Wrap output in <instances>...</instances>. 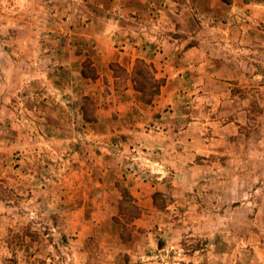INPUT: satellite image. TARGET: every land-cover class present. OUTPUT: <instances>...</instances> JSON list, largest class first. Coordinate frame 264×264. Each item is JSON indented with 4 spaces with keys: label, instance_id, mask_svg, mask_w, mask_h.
I'll list each match as a JSON object with an SVG mask.
<instances>
[{
    "label": "rangeland",
    "instance_id": "rangeland-1",
    "mask_svg": "<svg viewBox=\"0 0 264 264\" xmlns=\"http://www.w3.org/2000/svg\"><path fill=\"white\" fill-rule=\"evenodd\" d=\"M105 3L0 0V264H264V0ZM100 29L167 62L143 145L98 120Z\"/></svg>",
    "mask_w": 264,
    "mask_h": 264
},
{
    "label": "crops",
    "instance_id": "crops-1",
    "mask_svg": "<svg viewBox=\"0 0 264 264\" xmlns=\"http://www.w3.org/2000/svg\"><path fill=\"white\" fill-rule=\"evenodd\" d=\"M108 1L111 4L108 6L105 3L104 7L119 12L118 18L116 17L110 20H114L115 24L119 26V29L124 25L123 21L127 20H133L134 24L139 26V29L143 26L146 27V24L148 23L159 22V17L162 18V15L171 11L173 7L176 9L184 4V0ZM153 9H156L157 11L154 13ZM149 12L153 13V15L150 16ZM156 12H161L162 14L157 15ZM155 16L156 19H154ZM123 31L124 30L121 29L116 35L111 34L107 29H100L96 34L91 33V36L93 35V37L96 38L100 59H103V62L108 60L109 64L110 62L118 63V65L123 67L128 76L124 79L120 76H116L114 71L105 63V68H97L98 72L95 79L83 78L95 85H103V87L110 90L116 88V91L113 94L106 97L107 103H104L101 109H99L98 120L101 121L102 119L106 120V118H113L115 120L114 123H121V131H117V128L119 127L118 125L113 135L117 136L118 133H121L120 135H123V140L124 137L128 135L126 129L131 127V130L135 133L130 135L136 138L137 143L143 145L144 140L147 139L144 136L151 137L152 135H155L154 137H160L162 135L149 129V121L153 122V120L161 113L160 110L163 98H159V100L155 99L152 103H147L142 100L139 91L136 90V82L133 78L135 63L137 62V59L152 63L156 69V78H163L165 77V74L168 73L167 62L164 60L162 54H155V51H151V47H148L141 42L130 41L131 39L124 40L126 35H128V32ZM132 32L136 33V30H133ZM144 35H147V33L145 32ZM87 37L89 36L87 35ZM163 55H165V53H163ZM150 118L152 119L150 120ZM155 122L156 121L154 120L153 123ZM163 133L167 132L163 131ZM162 137H164V135ZM125 140L128 141L129 139L127 138ZM162 145L163 144H156L155 147L161 149ZM126 177L127 176H125V178ZM139 181L140 184L148 185V181L145 179L139 178ZM131 195L135 199H137L136 197L138 196L140 198L147 196V194L143 195V193H138V196H135L133 193H131ZM106 264L112 263L109 262ZM115 264H121V262H115Z\"/></svg>",
    "mask_w": 264,
    "mask_h": 264
},
{
    "label": "trees",
    "instance_id": "trees-1",
    "mask_svg": "<svg viewBox=\"0 0 264 264\" xmlns=\"http://www.w3.org/2000/svg\"><path fill=\"white\" fill-rule=\"evenodd\" d=\"M135 82L136 90L142 93L143 95L149 94L148 87L152 85L155 88L154 95H159L160 89L165 83L163 80L156 79V69L152 63H148L145 60L139 59L136 62L135 66ZM82 76L89 78L84 72ZM152 99L147 101V103H152Z\"/></svg>",
    "mask_w": 264,
    "mask_h": 264
}]
</instances>
